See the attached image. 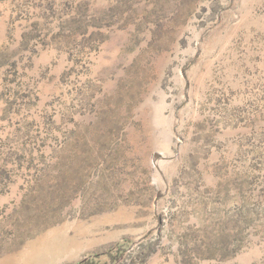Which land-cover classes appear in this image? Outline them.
Listing matches in <instances>:
<instances>
[{
  "label": "rangeland",
  "instance_id": "obj_1",
  "mask_svg": "<svg viewBox=\"0 0 264 264\" xmlns=\"http://www.w3.org/2000/svg\"><path fill=\"white\" fill-rule=\"evenodd\" d=\"M119 244L264 264V0H0V264Z\"/></svg>",
  "mask_w": 264,
  "mask_h": 264
},
{
  "label": "trees",
  "instance_id": "obj_2",
  "mask_svg": "<svg viewBox=\"0 0 264 264\" xmlns=\"http://www.w3.org/2000/svg\"><path fill=\"white\" fill-rule=\"evenodd\" d=\"M124 242L123 244H126L127 241L125 243ZM123 244H119L110 252L92 254L76 264H115L117 261V254H120L124 248Z\"/></svg>",
  "mask_w": 264,
  "mask_h": 264
}]
</instances>
